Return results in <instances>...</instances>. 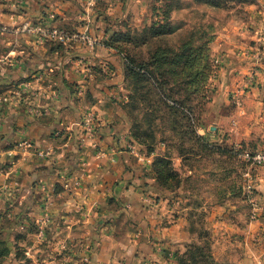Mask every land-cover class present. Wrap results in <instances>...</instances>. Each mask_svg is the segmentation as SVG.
<instances>
[{
    "label": "crops",
    "instance_id": "1",
    "mask_svg": "<svg viewBox=\"0 0 264 264\" xmlns=\"http://www.w3.org/2000/svg\"><path fill=\"white\" fill-rule=\"evenodd\" d=\"M78 1L82 2L28 0L27 13L36 16L42 11H56L57 25L74 32L89 29V35L100 40V44L90 48L72 42L57 48L58 44H36L34 37L15 35L17 40L5 42H11L13 47L0 50V99L8 100L6 106L1 102L0 107V162L11 163L9 170L0 169V189L5 190L0 199L4 203L10 201L9 212L13 216L19 210L30 209L32 217L46 212L48 216L62 218L56 226L53 222L54 233L66 240L80 242L81 233L87 232L95 249L94 259L106 250L108 264L112 258H126L127 263L133 258L132 264H173L179 248L183 249L192 239L188 225L191 222L179 219L175 213L178 203L169 202L166 195L157 196L155 227H110L106 223L117 219L113 204L115 210L118 205H127L135 211V207L142 205L143 188L136 184L150 177H143V168L129 157L130 125L121 106L127 97L121 87L120 57L101 44L103 35L96 31L99 21L95 26L93 19L83 15ZM126 1L111 0L113 7H121L122 17L124 6H131L134 0H129V4ZM140 5L143 6L141 2ZM117 12L116 9L111 13ZM8 17L2 20L7 21ZM260 61L264 68V58ZM241 69L244 71L242 65L238 70ZM216 84L215 87L229 90L242 85ZM259 87L263 94L264 80ZM255 88L251 94L246 93L245 103L253 104L256 111L259 104H264V95L257 96V84ZM247 115L251 122L261 123L264 132V118L257 112ZM86 116L95 120L92 133L86 132ZM216 135L225 137L229 144L233 142L236 150L242 142H249L252 131L240 120L229 133L221 128ZM21 140H28L31 148L16 149L15 144ZM78 144L82 146L79 149ZM13 147L16 150L11 158L6 153ZM176 161L175 166L181 167L180 160ZM193 167H187L184 177L196 178ZM247 169L241 173L243 184L239 186L255 189L251 206L242 193L243 187L222 193L223 201L232 200L229 208L225 203L215 204L212 196L206 194L190 192L184 196L187 201H199L201 217L216 236L212 245L220 246L219 252L212 251L216 260L235 254L229 264H264V167ZM245 174H249L250 180ZM190 209V204H186L184 210L188 214ZM88 214L93 216L92 225H83L82 217ZM132 215L133 219L141 216Z\"/></svg>",
    "mask_w": 264,
    "mask_h": 264
},
{
    "label": "rangeland",
    "instance_id": "2",
    "mask_svg": "<svg viewBox=\"0 0 264 264\" xmlns=\"http://www.w3.org/2000/svg\"><path fill=\"white\" fill-rule=\"evenodd\" d=\"M82 2L84 6H82ZM82 2L78 1L79 11L93 19L94 23H90L95 26L99 21V28L96 31L103 35L101 44L105 47L108 48L107 44L111 42L113 36L120 33L125 34V37L115 42L116 49L112 48L120 57L122 67L123 56L133 60L136 65L141 63L150 65L152 60L154 71L160 73L162 82L167 85V88L162 87L164 91L159 87L156 90L155 83L153 88L151 82L137 85L131 78L126 81L123 75L121 87L127 100L129 95L137 99L145 96L149 94L148 90L152 94L148 101L153 106H150V103L140 102L137 105V102L136 104L133 102L134 107H137L133 111V115L139 119L144 112L148 114L152 107H155L154 96L157 98V102L159 101L156 94L159 97L163 94H170L171 98L175 99L182 107V110L175 111V116H173L178 120L182 119L175 125L173 117L169 113L170 109L163 104H157L156 112L161 121H151L145 128L151 135L147 138L153 145L152 153H147L145 148L131 142L129 138V143L133 146V149L129 150L131 153H128L129 157L136 165L143 168L141 175L150 177V180L136 184V187L143 188L140 196L142 205L135 207L137 212L127 205L122 207L118 205L119 209L115 210L116 205L113 204L112 210L115 212L113 215H117V219L106 223L110 224V227H155L156 207L159 200L157 196L161 193V195H166L169 202L178 203L175 213L178 214L179 219H190L191 223L188 225L192 230V239L188 243L207 246L214 261L219 264H229L235 254L232 252L225 258L220 256L222 261L216 260L212 251L219 252L220 246L217 248V245H212L216 243V239L215 241L213 239L216 236L210 231V228L206 227V220L201 217L203 213L200 212L199 201H187L184 196L190 192L206 194L209 198L212 196L210 199L215 204L217 202L225 203L229 208L232 200L223 201L224 194L222 193L233 192L237 187L238 189L243 187L242 193L247 196L249 206L254 203L251 197L254 195L255 189L248 188V185L239 186V184H243L240 179L243 171L247 168V170H254L259 167H251L238 159L233 154L236 145L233 142L229 144L230 142L225 137L216 134L221 128L229 133L231 129L238 127L241 120L248 131H252V135L248 139L249 142H242L243 149L260 148V150H264V132L261 123L251 122L247 115L250 112H257L264 118V104H259L255 111L253 104L245 103L246 93L251 94L253 89H256V84L258 85L257 96L264 95V90L262 94L261 87H259L264 80V68L261 67L260 61V58H264V0H134L131 6H124V17L121 15V7H113L114 4L111 3V0H82ZM140 2L143 6L140 5ZM27 8H29L28 0H0V50L13 47L11 42L9 45L5 42L10 39L17 40L18 38H15L17 35L34 37L36 44L64 45L77 42L76 40L64 43L54 40L41 42L34 31L23 30L26 24L30 27L45 25L63 29L71 34L88 35L96 41L93 47L100 44V40L89 35V29L74 32L66 27L61 28L55 22L56 11L50 10L47 13L42 11V14L31 16L27 13ZM116 9L117 15L112 14ZM5 16L6 18L9 16L7 21L2 20V17ZM87 24H89L88 20ZM149 29H151L150 33L159 29L163 34L151 37L149 33H146ZM92 31L95 34L94 28ZM183 48L193 50L201 48L210 60L211 74L205 87L207 99L205 104L196 98L197 95L191 96L182 87L184 81L175 79L169 72L171 69L180 70L172 64L176 60V54L182 53ZM119 52L122 54L120 55ZM241 65L244 71L238 70ZM158 81L157 84L162 83L160 80ZM216 83L225 86L237 83L242 85L235 90L234 88L229 90L224 86L215 87ZM5 99H0V107L1 102L4 103L3 107L6 106L8 100ZM246 117L247 119H245ZM194 135H197L198 139L193 137ZM23 143L25 145L20 146ZM206 145L208 150L204 148ZM31 146L32 144L28 140H21L15 144L16 149L19 150L29 149ZM79 147L82 146L78 144L77 148L79 149ZM16 149L14 147L9 149L6 155L13 158ZM179 155L184 156V161ZM154 159L167 160L170 163L169 168L176 173V178L171 180L170 186L167 188L162 187L155 180L152 165ZM176 159L180 160L181 167L175 166ZM0 166L2 170H9L11 163L0 162ZM187 167L195 168L196 178L184 177L187 175ZM3 188L0 189V198L5 191L2 190ZM8 193L9 191L6 193L7 196ZM227 197L225 196V198ZM186 204L191 206L189 214L187 210H184ZM9 206L10 201L6 200L4 203L0 199V239L4 240L5 238L11 249L17 246L20 256L15 257L13 254L6 260L2 259L1 264H105L106 261L108 264L109 254L106 250L100 251L101 255H97V258L94 259L95 249L87 232L81 233V237H79L81 241L77 242V245L74 241L60 237L58 232L54 233L56 227H53V222L56 226L62 218L52 216V214L48 216L45 211L39 216L32 217L30 209L19 210L18 215L13 216L9 212ZM133 213H140V218L133 219ZM90 219H93L90 214L82 217L83 225H92ZM13 241L17 244H13ZM65 241L67 242L65 243ZM223 244L224 242L221 243L222 253L225 251ZM12 251L16 252L15 249ZM185 251L186 248L183 246V249L179 248L177 254L181 255ZM125 259L112 258L111 264H129L133 260L131 258L127 263ZM175 263L176 257L173 264ZM137 264H142V262L139 261Z\"/></svg>",
    "mask_w": 264,
    "mask_h": 264
},
{
    "label": "trees",
    "instance_id": "3",
    "mask_svg": "<svg viewBox=\"0 0 264 264\" xmlns=\"http://www.w3.org/2000/svg\"><path fill=\"white\" fill-rule=\"evenodd\" d=\"M150 31L151 29H149L146 33H149L151 37H156L159 34H163L162 31H160L159 29L153 30L151 33ZM122 37H125V34L120 33L119 35L117 34L113 36L111 42L107 44L108 48H111V49L113 48L115 50L116 49L115 42ZM59 46L61 45L58 44L56 47L58 48ZM183 49L184 50L182 51V53L176 54V60L172 64V66L180 70L177 71L175 69H171L169 72L171 75L175 77V79H181L182 81H184L182 87L185 88L186 91L191 96L197 95L196 98L202 101L203 104H205L207 103L206 101L207 99L205 96V93H206L205 87L207 84V80L211 74L210 60L207 57L208 55L205 54L201 48H198L196 50H193L190 48L189 49L183 48ZM119 54L121 55L122 52H119ZM123 60H124L123 75L126 81L131 78L137 85L139 83H144V82L150 83L151 82L152 88L156 85L155 86L156 90H158V87L161 88L163 91H164L163 88H167L166 83L162 82L160 73H156L154 71L152 67L154 63H152L153 62L152 60H151L150 65L147 63L145 64L141 63L140 65H136V63L133 60L129 59L126 56L125 57L123 56ZM155 75L157 77H154ZM158 80H160L162 83L157 84L156 82ZM148 93L149 94L139 97L138 99L132 95H129L127 102L124 105L122 104L121 106H122V110L125 112L128 118V121H129L130 141L145 148L147 153H152L154 150V149L152 150L153 145L150 141H148V138H147L148 136H151V135L149 132L145 130V128H147V125L149 124V122L160 120L156 112L157 104L159 103V104H163L167 106L171 110L170 112V110L168 109L169 113L171 114L170 115L171 117L175 116V111H178L179 109L182 110V107H180V105L178 104L177 101H175V99L171 98L170 94L168 95L163 94L160 97L158 94H156L160 102L159 101L157 102V98L153 95L155 107H152V109L150 110L148 114L147 113L145 114L144 112L143 115L138 119L136 115H133L134 114L133 111H135V109L137 108V107L136 108L134 107L133 102H135V104L137 102V105L140 102L150 103V101H148V98L152 94L150 90H148ZM150 106H153V105L150 103ZM136 120L138 123L136 122ZM179 120L182 121V119H179ZM179 120L173 117V122H175V125L176 123L180 122ZM193 137L198 139L197 135H194ZM204 148L205 150H208L207 145ZM236 150L235 151L233 150V154L235 155H237ZM239 150H244V149L242 148ZM179 156L184 161L185 159L184 156H181V155ZM154 160H153L152 165H153V175L155 177V180L156 182H159V184H161L162 187L167 188L168 186H170L171 180L176 178V173L175 171L169 168L168 165H170V163L167 160L165 159H154ZM13 244H17V243L13 241ZM9 245H10L9 242L5 241V238L4 240L0 239V264L3 261L2 259L5 258L6 260V258L10 257L13 254L15 257L20 256L18 255L19 248L17 246L12 247L13 249L16 250L15 252V251H12L13 249H11ZM184 247L186 248V251L183 254L181 255L176 254L175 264H219L216 261H214L212 256L209 254V250L207 246L187 243L184 245Z\"/></svg>",
    "mask_w": 264,
    "mask_h": 264
},
{
    "label": "built area",
    "instance_id": "4",
    "mask_svg": "<svg viewBox=\"0 0 264 264\" xmlns=\"http://www.w3.org/2000/svg\"><path fill=\"white\" fill-rule=\"evenodd\" d=\"M23 30L25 31H34L37 35L38 39H40L41 42L54 40L59 41L61 43L64 42H70L76 40L77 42H81L84 45H87L88 47L92 48L94 46V43L96 42L95 39L89 37L88 35L84 34H71L67 31L55 27H47L45 25L43 26H36V27H30L28 24H26L23 27ZM85 126H86V132L92 133L95 129V120L94 118L90 116H86L84 118ZM25 144H20V146H24ZM29 146V145H27ZM128 149L132 150L133 146L128 145ZM237 155L236 157L240 160H242L244 163L248 164L251 167H264V150H255V151H248V150H239L237 148ZM246 179L250 180L249 174H245ZM248 188H252V186L248 185Z\"/></svg>",
    "mask_w": 264,
    "mask_h": 264
}]
</instances>
